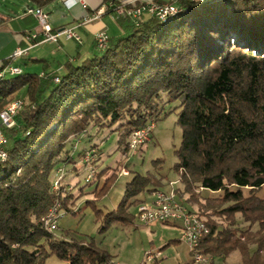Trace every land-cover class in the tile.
Wrapping results in <instances>:
<instances>
[{
  "label": "trees",
  "instance_id": "16d2710c",
  "mask_svg": "<svg viewBox=\"0 0 264 264\" xmlns=\"http://www.w3.org/2000/svg\"><path fill=\"white\" fill-rule=\"evenodd\" d=\"M28 1L45 9L62 0ZM102 5L111 14L121 2ZM175 6L177 13L165 21L116 19L121 34L109 36L102 51L94 46L90 59L66 62L60 76L0 79V111L14 99L25 102L16 125L2 129L7 158L0 160V264H46L51 257L64 264H110L112 256L92 238L75 240L69 231L57 238L44 228L42 218L55 204L66 209L71 199L63 187L53 190L51 176L86 155L72 152V137L119 124L124 137L118 143L127 150L125 139L156 123L163 104L173 103L181 130L173 169L182 193L221 194L207 201L218 207L209 218L188 209L208 228L200 252L225 259L239 250L243 264H264L258 260L264 253V0H177ZM21 92L24 99L17 97ZM108 180L95 195L105 192ZM150 182L134 175L100 229L113 220L131 222L126 210L141 202L131 199L157 191L147 188ZM237 214L257 230L231 231L211 218L233 224ZM248 242L256 247L252 254Z\"/></svg>",
  "mask_w": 264,
  "mask_h": 264
},
{
  "label": "rangeland",
  "instance_id": "374dc122",
  "mask_svg": "<svg viewBox=\"0 0 264 264\" xmlns=\"http://www.w3.org/2000/svg\"><path fill=\"white\" fill-rule=\"evenodd\" d=\"M14 2L17 4L18 0ZM47 12L51 27L66 18L65 12L57 4L47 7ZM92 55L88 51V54L83 55L82 60H88ZM50 61L53 63L52 60ZM54 65L57 67L56 61ZM22 69L25 73L39 74L42 65L36 63L31 64L28 69L22 66ZM63 72L62 68L55 74L62 75ZM17 97L24 99V92H21ZM163 102H165L164 97L161 100V105ZM177 104H163L164 112L160 119L156 123L151 121L140 128L147 130L148 125L151 124L146 139H143L144 143L136 149L129 147L130 137L125 139V143L128 142L127 150L125 144L118 143V140L124 137V132L118 130L119 124L113 127L105 124L98 129L90 128L81 137H72L68 145L72 148V152L76 154L86 152V155H78L73 164L62 165L61 168L53 171L51 176L53 190L58 192V188L63 187L64 194L70 193L71 199L66 209L59 205V208H62L61 212L64 213L61 217H59V211H49L48 215L55 213L54 217L48 219L57 221V228L49 231L44 226L47 232L61 238L63 233L69 231L75 236L73 238L79 241L92 238L97 248L112 256L110 264H139L149 251L154 254L159 253L156 264H177L178 258L180 260L191 258L193 261L188 247L184 243L176 241L180 240L177 227L180 225L178 223L174 227L158 222L144 225L138 222L134 216L136 206L149 201L159 191L165 194L174 192L178 202H181L186 208L192 209L202 219L209 218L213 212L218 210L216 204H210L207 201L220 197V193H211L201 189L195 190L194 197L182 193L183 186L180 183L179 173L173 169L177 162L174 152L178 148L181 138V130L176 125V111H174ZM136 174L148 177L151 182L147 188H156L157 191L149 194L144 191L131 199V201L134 199L141 201L126 210V213L132 217L131 222L124 223L113 220L106 229H100L105 226L107 215L115 210L121 201L126 183ZM107 180L108 187L105 192L100 196L95 195L104 187ZM244 193L247 195V190H244ZM258 195L262 197L263 193ZM145 196H149V200L148 198L142 200ZM211 218L218 225L231 231L240 232L249 227L252 232L257 230L256 225L250 226V223L246 222L240 214L235 215L233 224H229L222 217L211 216ZM238 232L236 235L239 236ZM241 241L244 242L245 239L242 238ZM246 245L249 253L252 254L255 251V245L250 242ZM208 256L206 261L198 264H243V257L239 250L230 252L225 259ZM258 260L264 261V253L258 257ZM46 264L64 263L51 257Z\"/></svg>",
  "mask_w": 264,
  "mask_h": 264
},
{
  "label": "built area",
  "instance_id": "2783aa9c",
  "mask_svg": "<svg viewBox=\"0 0 264 264\" xmlns=\"http://www.w3.org/2000/svg\"><path fill=\"white\" fill-rule=\"evenodd\" d=\"M177 0H169L168 4H160L153 0H126L121 2L120 6H116L112 9L111 16L113 19L120 17H126L132 22H137L142 19L143 16H152L156 18H163L166 12H169L176 8L175 3ZM66 8H71L75 5L81 6L83 9H88L89 4L87 0H62L61 1ZM27 13L32 15L36 20L37 29L29 33L25 40L29 45H35L37 43L52 42L57 43L59 39L65 41H72L77 45L82 44V39L78 33V29L91 21L98 20L103 10H96L89 15L84 21L76 24L72 27H63L59 29H53L49 23V15L43 8L33 7L27 9ZM109 36L105 31L98 32L94 36L95 48L98 51L104 50L107 47ZM27 49H16L10 57L11 61L24 56ZM8 64L3 70L0 71V79L7 76H16L21 74L19 68ZM42 78H47L48 75L41 73L39 75ZM58 80L55 78L54 81ZM25 102L22 99H14L5 108L0 111V160L5 161L7 153L5 151V138L2 133V129H11L16 125L15 117L24 108ZM151 124L148 125L147 130L144 129L143 133L135 135L129 139V147L136 149L144 143L143 139H146L150 130ZM187 209L185 205L178 202L174 192L165 194L162 191L157 192L156 195L149 201L142 202L136 206V212L134 214L136 220L144 225H149L152 222L168 223L180 225V241L184 243L189 253L193 257L195 264L206 261L209 257L200 252L199 244L204 235L208 233V228L202 221V224H195L194 218H188ZM50 211H59V217L62 216V212L59 205H55ZM43 224L49 231L57 228V221L48 220V214L42 218ZM159 253L154 254L152 251L147 252L144 258L139 264H155L158 260Z\"/></svg>",
  "mask_w": 264,
  "mask_h": 264
},
{
  "label": "crops",
  "instance_id": "0c3cea01",
  "mask_svg": "<svg viewBox=\"0 0 264 264\" xmlns=\"http://www.w3.org/2000/svg\"><path fill=\"white\" fill-rule=\"evenodd\" d=\"M14 1L15 0H0V16L5 17V21L0 24V64L5 61H10V57L16 49H27L24 56L10 63L12 66L19 68L21 73H25L22 66L28 69L31 64L37 63L42 65V70L39 74L44 73L60 76L56 75L55 72L60 71L66 62L79 63L84 61L82 60L83 55L88 54V51L92 54L95 53V34L105 31L108 36L116 37L122 32L116 20L113 19L111 14H107L108 8L102 5L103 0H87L89 4L88 9H83L79 5H75L68 9L62 2H57L55 4L61 6V10L65 12L66 18L62 22H57L56 26H52L53 29L75 26L98 9L103 10V14L98 20L88 22L77 30L82 39L81 45H77L72 41H65L64 39H59L57 43L40 42L35 45H29L25 37L37 29L35 18L27 13V9L33 8V6L28 0H18L17 4ZM117 1L123 2L126 0ZM44 10L47 12V8ZM54 51H56V53H54ZM50 60H52L53 63ZM55 61L57 67L54 65ZM59 61L62 62L60 63ZM148 197L145 196L142 200H146L145 198ZM170 226L174 227L177 226V224H170ZM177 227L178 236H180V226ZM176 241L181 242L180 240ZM176 263L194 264L191 258H186L185 260H180V258H178Z\"/></svg>",
  "mask_w": 264,
  "mask_h": 264
},
{
  "label": "bare ground",
  "instance_id": "6f19581e",
  "mask_svg": "<svg viewBox=\"0 0 264 264\" xmlns=\"http://www.w3.org/2000/svg\"><path fill=\"white\" fill-rule=\"evenodd\" d=\"M175 13H177V8H174L173 10L169 11V12H166L165 15H163V18H159V20L161 21H165L168 17L174 15ZM105 49V48H104ZM55 82H58V80H56ZM144 132V129H141V130H137V131H134L133 133H131V136H129L130 138L131 137H135V135L137 134H140V133H143ZM55 214V213H54ZM54 214L53 213H50L48 215V218H51V217H54ZM187 216L188 218H194V223L195 224H202V222L200 221V219H198L195 215H193L192 213L189 212V210L187 209ZM49 220V219H48ZM51 221V220H50ZM53 221V220H52Z\"/></svg>",
  "mask_w": 264,
  "mask_h": 264
}]
</instances>
